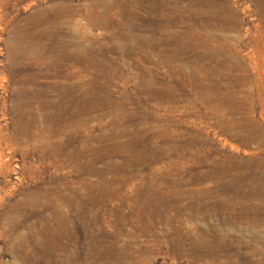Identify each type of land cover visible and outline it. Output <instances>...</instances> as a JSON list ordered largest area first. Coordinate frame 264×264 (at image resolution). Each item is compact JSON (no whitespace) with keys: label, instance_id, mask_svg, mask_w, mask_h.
I'll return each instance as SVG.
<instances>
[{"label":"rangeland","instance_id":"1","mask_svg":"<svg viewBox=\"0 0 264 264\" xmlns=\"http://www.w3.org/2000/svg\"><path fill=\"white\" fill-rule=\"evenodd\" d=\"M0 264H264V0H0Z\"/></svg>","mask_w":264,"mask_h":264},{"label":"bare ground","instance_id":"2","mask_svg":"<svg viewBox=\"0 0 264 264\" xmlns=\"http://www.w3.org/2000/svg\"><path fill=\"white\" fill-rule=\"evenodd\" d=\"M81 52V51H80ZM69 54V53H68ZM100 98V97H99ZM70 109V108H69ZM84 120V119H83ZM218 178V177H217ZM247 206V205H246ZM252 206H253V204H252ZM262 207V206H261ZM254 208V207H253ZM252 207H251V209H253ZM256 209V208H255ZM249 220V219H248ZM250 223V222H249ZM244 230V229H243ZM253 231H255V227L253 226V225H249V226H246V228H245V233H247V234H253ZM258 232V231H257ZM263 235V234H262Z\"/></svg>","mask_w":264,"mask_h":264}]
</instances>
